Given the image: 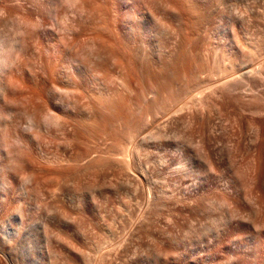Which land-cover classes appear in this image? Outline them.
Segmentation results:
<instances>
[{"label":"bare ground","instance_id":"bare-ground-1","mask_svg":"<svg viewBox=\"0 0 264 264\" xmlns=\"http://www.w3.org/2000/svg\"><path fill=\"white\" fill-rule=\"evenodd\" d=\"M101 1H103L102 3L104 4V8H105V11L104 12L102 11L105 14L104 16L102 12H99L100 9L97 8L95 0H0V19L10 20L12 23H14L16 28V30H14L15 35L13 37L12 36L11 38L0 37V132H1V128L5 127V125H7V122H9L8 119H11V117H13L17 113V110L12 108L13 104L11 103V100H9L11 98L8 97L10 94H12L13 92L12 88L14 87L15 88L16 87L20 88V86H25L26 88L29 87L38 97V104H36V106H34L31 109L30 108L22 109V111L20 112L27 120L25 130L28 131L29 130L33 131L38 127L39 128L45 127L44 129L47 128L50 129L52 125H56L55 127H57L58 124L61 125V126L59 125L58 127H62L65 130H68L67 129L68 126L72 128L73 125L70 126V124H72L71 123L72 121L75 122L76 120L75 117L77 114H83L87 117L90 115L92 116L94 114H101L103 112L105 113L111 111L112 105L110 106V104L106 102V100L109 99L112 100V98L118 95V93L113 91L106 85L107 79L103 78L102 80L98 79L97 81H93V79L91 78L92 80H90V78L87 76L89 73H85L84 71H82L83 69H81L83 68L81 66H83L84 62H82L81 66H78L79 64H76V66L75 65L74 66L70 65L69 67L67 66L68 68H66V70L69 73L78 74L80 83L74 80L75 79L74 77H73L74 79L68 78L69 82L66 85V87H61L59 85L58 80L55 77L58 74V72H56L58 70L57 69L58 66H55L53 72L51 71V73L48 72L49 70L47 71L45 69V65H44L45 58L50 53L55 52L57 54V57L60 59L62 57L67 58L68 57L67 55L70 52L69 46L74 45V43L77 42V38L80 37L81 35H84V33L87 30L92 31L93 40L96 41V39H98L102 44H106L114 47L113 51L115 49L116 53L115 52L114 53L117 55L114 56L113 54L112 55L110 54L111 57L114 56L112 59L115 60L116 58V60L125 62L133 74H134V70H136L135 62L138 61L139 59L142 60L143 58L144 61H146L147 63L149 61L151 62V60L152 62L155 61L154 59L156 58L159 52H155L156 49L154 50L153 48V40L155 34L157 33V30L159 29L157 28V26L160 24L157 23V19L155 17L156 14H152L153 12L142 10L136 7L135 0H118L120 5L116 9H111L110 7L111 5H109V3L112 4L113 0H101ZM169 1H171V3L173 2L175 5L178 6V7L175 6L176 7L175 8L172 5L175 9L181 8L183 10V12H181L182 13L181 16L180 15L179 16L181 17L180 19L181 22L182 23L184 22L183 23L184 26H187L186 23L188 21L191 24L192 23L195 24L194 25L195 31H193L194 29L192 30L193 26L191 25L192 28H190L191 26L189 25L190 27L189 26L188 27L192 31L189 29V31L187 30L188 33L190 31L192 33L196 32L195 34H197L200 38L208 39L209 34L211 33V31H213L212 26L215 17L217 16V6L220 2L224 0H169ZM248 3L250 4L249 0L247 4ZM252 3H254V1ZM198 4L199 5L205 4L208 5L209 7L205 9L199 8L197 9L198 10L197 11L194 8H196ZM169 6H171V4H169ZM236 6L237 5H235V9L238 8ZM239 6L240 8L242 7L241 4ZM174 8H172V11H174L173 10ZM233 8L234 7H232V9ZM238 10L240 11V9ZM238 10H234L236 11L237 17L239 13ZM229 12H231V9ZM113 13L116 15L118 14L117 15L118 17L116 18L115 15H112ZM167 13L166 15H168ZM242 13L243 12H241L240 14ZM58 14H61L62 18H64L63 20L64 22L63 24L62 23L60 24V27L58 26V22L56 20ZM199 16L201 17L200 21L198 20ZM49 20L56 22V24L54 22L53 23L56 25V27L58 26V28H56L55 25L52 24V26L49 25V27L51 28L48 29L46 22ZM158 22H161V20H159ZM187 31L186 33L185 32L184 33L188 34ZM28 40H32L33 41L32 44L35 45L36 42L42 41L43 43L42 49L38 51L40 46L37 45L39 46V48H35L34 45H30L27 42ZM64 44L65 46L68 44L67 46L69 47V50H67L69 51L68 53L66 50L62 49L61 45H63L64 47ZM213 45L211 43H206L205 52L207 53L206 54L207 57H209L208 60L212 58L213 66H215L217 69V72L215 74L213 73L214 74L213 76H216V78H213L210 84H208L209 82L206 84L204 81H200L198 79L197 81L194 82V84H192L193 85L192 90L191 91L188 90L190 93L188 94L186 93L187 96L186 99L188 100V101L186 100L187 101L186 105L184 103L185 101H183L182 106L180 102V105L178 107L179 109L182 107V109L179 110L177 109L178 107L174 108L173 106L175 102H176L175 106H177V101H175L173 104H171L173 108L169 107V109L170 111H172V113H176V111L178 110L180 112L184 109V105L186 107L189 105L188 103L192 105V108L193 106H195L196 110L197 107L198 109L199 108L203 109L204 107L207 106L208 99L210 98H216L222 101L223 103L236 106L237 110L239 111L240 118L244 120V122H246L247 124L250 123L249 133L242 140V148L245 151L254 150L256 152V156L253 160V165H251L252 167L248 168L245 171H242V173L240 174V176H238L236 181L229 180L221 184L219 183L215 184V190H216L215 192H217L215 193L216 195L205 194L203 190L204 187L202 188L201 185L197 182L192 183L190 186L181 188L183 184L182 177H184L185 175L180 170H174V171L172 170L173 172L167 175L164 173V175L160 177L159 180H155L153 179L154 177L152 178L151 176L150 166H146L145 164L142 163L141 161L143 160L142 157L140 159V155L142 156V154L139 155L140 153L139 151L144 150L145 153H147V157H151L149 151L150 143L149 141H147V139H151L152 134H150V132L151 131L153 132V130H156L157 132V129L161 126V124H157L159 127L155 125V129L151 128L152 129L151 131H149L150 129L149 128L147 130L149 132V133L147 132L148 133L147 136L145 130L144 131L145 133L143 134V136L145 135V137L142 136V138L140 137L134 139L132 142H130V144L126 145L125 147L126 149L123 148L125 151L124 150L122 151L119 146L110 148L108 151L112 156L110 158H105V161L107 162H105L104 160L100 162L101 158H99L100 160H94V159L87 160L85 167H82L77 173L72 174L70 176H73L75 180V177L81 174L79 179L78 178L77 179L81 182L79 183L84 186L83 188H86L89 191V194L91 191L90 188L92 187L93 189V185L97 186L101 181H103L104 183V187L103 185L102 187L105 188L107 182L105 178L109 177L110 175L111 177L115 176V180H116L117 174H114L111 170H113L114 167L120 168L121 165H122L121 166L122 169L121 168L120 169L117 168V169L119 171L125 170V167L123 169V166L124 163L126 162L128 170H125L126 174L125 173L124 174L126 175V177H128L130 174L131 176H129L128 179L124 177L123 180L128 182L124 181L125 182L124 183L122 181V183L121 182L120 183L122 185L124 183V187L126 183H129V185L131 186L129 188H131L132 190L130 197L131 199L132 197L134 198L133 199L134 203L128 202L129 205H123L121 211H123L125 214L123 213L120 216L115 214L111 209H106V210L104 209L106 212L104 214H107V217L111 220V222H113L112 224L113 226L99 224L100 221L99 219L102 215H100L99 207L94 205L95 203H97L95 202L97 201L98 198L97 196L96 199L93 198L95 199L94 201L95 203L93 204L91 202L89 203L80 200L81 197L80 199H75L74 198L75 195L73 193V198L75 199V202H73V204L71 205H69V203L68 205H63L65 206L63 209L59 207L60 205L58 206L56 204L50 203V207L52 209H55V211L52 212L53 214L57 211V213L61 218H63V220L67 219L70 220L71 222V224H67V225L65 224V226H63L62 228L54 227V226L53 228L57 230L56 232L58 233L55 234V236L58 235L56 238L59 237L58 239L62 241V246H64L66 251L68 252L69 260L72 261L74 264H264V120L261 122L256 120L257 118H264V67L263 68L255 67L251 62L252 60L261 57V55L264 53L260 52L261 48L258 49L257 44H255L254 41L252 40H249L248 43V47L252 49V52L244 60L243 59L240 60L238 58L240 54L239 50L231 46L230 44L227 47L226 46L222 47L217 43ZM72 50L73 49H71L70 53L73 52ZM159 50L161 52V49ZM28 54L30 56L33 55V57L35 58V63H31L28 66L24 65L25 68L22 66L20 67V64H18L19 58L21 56H25ZM103 57L101 59H103ZM205 57L204 59L206 60L207 57L206 58ZM104 60L107 61V59ZM104 60L103 62L102 60H100L102 62L101 64H105ZM69 61H71V59ZM68 62L67 64H69ZM103 66L104 65L100 66V68ZM92 67L90 69H92ZM213 68L214 67H212V71ZM216 69L214 70L216 71ZM22 70L27 72V74L29 75V78L26 81L19 74L20 71ZM37 71H39L40 73L39 75H41L39 78L36 77ZM91 71L92 70H90V73ZM93 71L95 72L94 69ZM106 72H108V70L107 71L105 70L103 77H106ZM125 72L123 71V73ZM199 75L201 76V74ZM217 76L219 77V79H217ZM204 77L207 76L204 75ZM82 83L86 85L85 88L87 87V90H85L86 94L84 93V91L81 94L80 87L83 85ZM126 83L127 82H125L122 85L126 86L127 85ZM15 88L14 91L17 90ZM132 88L128 87L129 90L128 89L127 90L128 91L132 90V92H134ZM55 90L63 91L64 95L66 94L67 97L65 96V100L63 99L64 101L63 100L62 102L60 101L59 105H57L58 103L57 104L53 103L55 105L52 104L51 105L55 107H52L50 105L52 108H49L47 107L49 103L48 104L46 103L49 102V100L52 97L50 98L47 96L51 94L50 92H53ZM75 94L79 95L78 98H76ZM73 97L76 98L77 101H73L75 100L73 99ZM47 98L50 99L48 100ZM116 98L118 97L116 96ZM182 98L180 100H185ZM52 101H50V103ZM80 101H85L86 103L84 104L83 102H81L80 104L79 103ZM252 101L255 103H249ZM112 107L115 108V106ZM188 107L187 108L190 109V106ZM136 109L138 110L139 108ZM140 109L139 112L142 114L143 112L142 110L144 109L142 110ZM162 111L164 112V114H166L165 108L164 110L162 109ZM155 113H157L156 115H158L161 112H155ZM172 113L170 112L168 115H175ZM40 114H43V116H41ZM166 118H167V114H166ZM165 121L168 124L169 120L168 121L165 120ZM166 123L164 124L166 125ZM165 125L164 127L161 126V129L159 130L165 131L164 129ZM148 126H150V124ZM158 134L159 133H157V135ZM155 137L153 138L155 139ZM158 137L159 136H157V139ZM160 138L161 136L159 137V139ZM4 143L5 142H3V140L0 138V171L15 170L16 163L19 162V160L21 159V155L10 152L8 148H6L5 146L6 143L5 144ZM17 143L23 145L24 142L22 140H17ZM236 150L237 149L232 148L228 152L229 156L231 157L232 153L233 154L236 153ZM201 151L205 152V149L201 148ZM206 151L207 152L205 154L203 152L202 153L207 159L206 161L208 167H210L209 169L212 168L215 169L221 166L223 157L221 159L219 154H215L210 150H206ZM124 152L125 154H123ZM39 158L45 159L48 163L56 162L54 160H51L49 157L42 156V154H39ZM25 159L26 158L24 157L23 160ZM23 160L22 162H24ZM72 160L79 161V157H76L74 155V158ZM28 161L27 159L25 160L26 165L27 163H29ZM151 162H153L154 165H158L159 167H161L162 170L166 169L164 162H161V160L154 159ZM127 172L128 173L132 172V173L128 175ZM119 174H121V171ZM122 175L120 176L118 175V176L123 178ZM130 177H132V179ZM242 179L243 180L248 179L250 181V185H249L250 188H248L249 190L248 189L242 190L237 185L236 182L241 181ZM29 180L25 179V181H29ZM110 180L111 179H109L110 182L109 185H112L113 187L114 183L112 184L111 182L113 181V179L111 181ZM98 181L100 182L98 183ZM119 181H121V178H119ZM119 181L117 182L119 183ZM75 182L76 180L74 181V183ZM117 182L115 185L118 187ZM79 183L78 182L75 183L76 187L78 188L73 189L74 187L72 186L73 187L72 189L78 190L79 187L82 188L81 185L78 186ZM10 186H13V184L11 185L10 183ZM116 186L114 187V189H117ZM156 186L158 187L156 188ZM97 187L96 189L100 190V186ZM109 187L110 186H108V188ZM169 187L175 188V194L170 193ZM96 189L94 188V193L91 194L95 195ZM82 191L83 190L79 189V192ZM101 192L103 193L104 191ZM107 196L109 197V194ZM183 200L189 201L191 207L195 210L206 212L212 209V211L216 213L215 218L223 222V228L221 229V231H219L216 234V236H214L215 239L209 241L208 246L206 247V249L203 250V254L195 253V252L173 253L172 251V246H173L172 244L173 242H175V240L174 237H172L171 235L172 232H170L167 228V224H166L168 222V221L166 222L167 212L174 204L179 202L181 203V201ZM125 201L127 202L126 198ZM99 205H101V202L99 203ZM37 206L38 205H36V207ZM107 206L105 205L106 208H108ZM176 206H178V204ZM52 209H50L49 211H53ZM155 209H158L159 212L158 216L161 223L163 224L161 225V229L159 230L158 238H154L155 237L154 233L155 231H157L155 229L154 224L156 218H158L155 217ZM13 211H15V208L13 209ZM22 214L23 213H21L20 208L16 207L14 224L9 223L6 226L0 225V264H55V261L57 263L59 260H62L60 261V264L61 262L66 263V261L68 262L66 264H69V261L63 257L64 254L62 255L56 252L57 249L55 251L53 249L52 251L49 248V244H50L49 242L45 244L43 247H41L38 245L34 236H31L33 238L31 239L30 242H28V244L24 243L23 240L20 239V237L24 233L23 231L24 226L22 225L23 224ZM259 221L262 222V225L261 223L260 225H258ZM42 230L43 232L45 231L44 229ZM206 230L208 229H205L204 231L206 232ZM47 232H49L48 229ZM99 234L103 235V237L99 236ZM139 234L141 235L144 234L146 237L145 240L146 243L143 245L139 241L141 240L138 237ZM46 235L48 236V234ZM50 236L52 239V235ZM185 236H187V234ZM42 237H45L44 239L48 238L46 236H42ZM85 251L87 253L91 251L92 252L91 254L93 256L91 254L90 255L92 257L88 256V254L85 255L86 254ZM86 256H88V258H86L85 260ZM62 257L63 259H65V262L63 261V259H61Z\"/></svg>","mask_w":264,"mask_h":264},{"label":"rangeland","instance_id":"rangeland-1","mask_svg":"<svg viewBox=\"0 0 264 264\" xmlns=\"http://www.w3.org/2000/svg\"><path fill=\"white\" fill-rule=\"evenodd\" d=\"M253 1L255 4L252 3ZM253 1L249 0L250 4L249 3L248 4L250 6L247 4L248 0H244V1L243 0H231V1L224 0L220 2L217 6V16L215 17V20L212 26L213 31H211V33L209 34L208 39H204V38H200L197 34H195L196 32L195 33L191 32L193 29H194L193 31H195V28H194L195 24L193 23L191 24L188 21L186 23L187 26H184L183 24L184 22L182 23L180 20L181 19L180 16L182 14L181 12H183V10L180 7H179L180 9L178 8L175 9L178 6L175 5L173 2L171 3V1L169 0H135L136 7L142 10L153 12L152 14H156L155 17L157 19V23L158 24L160 23L159 24L160 26L157 24L158 25L157 28L159 29L157 30V33L155 34V37L153 40V48L154 50L156 49L155 52H159L157 55L159 58L156 56V58L154 59L155 60L154 62H152L151 60V62L149 61L148 63L144 61L143 58L142 60L139 59L138 60L139 62L138 61L135 62L136 70H134V74L130 71V69L128 68L125 62L116 60V58L115 60L112 59L115 55H117L115 54L116 53L115 49L113 51L114 47L110 45L102 44L100 40L98 39H96V41L92 39L93 34L91 30H87L84 33V35H81L80 37L77 38V42H75L74 45L69 46L70 52H71V49H73L72 51L74 53L73 52L70 53L69 51H67L69 50V47H67L68 44L66 46L64 44V47L63 45H61L62 49L66 50L67 53L69 52L67 55L68 56L67 58L62 57L60 59L57 57V54L55 52H52L53 54L50 53L51 55L49 54L45 58V64H44L45 69L47 71L49 70L48 72L51 73V71L53 72L55 66H58L57 68L58 70L56 71L58 72V74L55 77L58 80L59 85L61 87H66V85L69 82L68 78H72V79L75 78L74 80L78 82L80 81V79L78 78V74L69 73L66 70V68H68L70 65L76 66V64H79L78 66H81L82 62H84V64L85 63L86 64L85 65L83 64V66H81L83 68L81 69H83L82 71H84L85 73H89L87 76L90 78V80L93 79V81H97L98 79H101V80L103 78L107 79L106 85L110 89L118 93V95H116L118 98H116L115 96L114 98H112V100L109 99L111 101L106 100V102H108L110 106L111 105L115 106V108L111 106L112 109L110 112H105V113L103 112L101 114H94L92 116L90 115L87 117L83 114H77L75 117L76 119L75 122L72 121L71 122L72 124H70V126L73 125L72 128L68 126L67 127L68 130H65L62 127H58L60 125L58 124L57 127H55L56 125H52L53 128L50 127V129L48 128L44 129L45 127H41V128L38 127L33 131H30V130L28 131V130H25L27 120L20 112L22 111V109H26V108L31 109L34 106H36V104H38V97L33 92V90L30 89L29 87L28 88H26L25 86H20V88L14 87L15 89H17L15 91H14V88H12L13 92L11 91L12 94H10L8 97L11 98L9 100H11V103L13 104L12 108L17 110V113L13 117H11V119H8L9 122H7V125L3 127L4 130L3 128H1L0 138L3 140V142L6 143V144L4 143L6 148H8V150L14 154H20L21 159L19 160V162L16 163L15 170L0 171V178H1L0 179V225L6 226L9 223L14 224V218H15L14 216L16 214V207L20 208L21 213H23L22 214L23 216L22 225L24 226L23 227L24 233L20 237V239H22L24 243L28 244V242H30L31 239L33 238L31 236H34L38 245L41 247H43L45 244L49 242L50 243L49 248L52 251L53 249L54 251L57 249L56 252L62 255L64 254L63 257L69 261V264H71L72 261L69 260L68 252L66 251L65 247L62 246V241L58 239L59 237L56 238L58 235L55 236V234H57L58 232H56L57 230L53 228V226L62 228L63 226H65V224L66 225L71 224V222L70 220H67V219H64L65 220L64 221L63 218L59 216L57 211L53 214L52 212H54L55 209H52L50 207V203L56 204L58 206L60 205L59 207L63 209L65 207L63 205H68V203L69 205H71L73 204V202H75V199H80V197H81L80 200L85 201V202H89V203L91 202L93 204L97 202L94 205L99 207L100 215H102L99 219L100 220L99 224H105L107 226L112 225L113 222H111V220L107 217V214H104L106 213L105 210L111 209L115 214L120 216L124 213L123 211H121L123 205H129V203H134L133 201L134 198L132 197L131 199L130 197L132 190L129 187L131 186L129 185V183H126L129 186L125 184V187H124V183L128 182V181L123 180L124 177H126L125 170H128L126 162L124 163V166H123V169L125 167V170H123L124 172L120 170L121 174H119L120 171L118 169L120 168L122 169L121 167L122 165L120 166V168L114 167L113 170H111L114 174H117L116 175V180L118 177L117 181H119V178H121V181H119V183L115 180V176H113L114 177L113 178L110 175L109 176L110 178L109 177L105 178L107 181L105 188H103L104 187L103 181L101 182L98 181V183L100 182L99 183L100 185L97 182L96 183L98 184L97 186H100V190L96 189L97 186L93 185V189L92 187L90 188L91 191L93 190L92 192L90 191V194L86 188H83L84 186L81 185L80 184L81 182L78 180L81 174L75 177V180H76L75 183L80 182L79 185L78 184L77 185L78 186L81 185L82 188L79 187V189L83 191L79 192V189L73 190L78 187H76L74 183L75 181L74 177L70 175L77 173L82 167H85L87 160L89 159L100 160L99 158H101L100 162H102V160L105 161V158H110L112 155L110 154L108 150L112 147L119 146L121 150L123 151L124 150L123 148H125L126 145L130 144V142H132L134 139H137L140 137L142 138L143 134L145 133L144 132L145 130H146V136H147V134L149 133L147 130L149 128H150L149 131H151L152 130L151 128L155 129V125L159 127L157 124H161V126L164 127L165 125L164 123H166L165 120L167 121L169 120L168 124L166 123L165 125V128H164L165 131L159 130L161 129V126L158 129L156 127L157 132L156 130H153V132L151 131L152 133L150 132V134H152L153 137L156 136L155 139L151 135L150 136L152 140L147 139V141H149L150 143L149 151H150V155L152 158L147 157V153H145L144 150L139 151L140 152L139 155L142 154V156L140 155V159L141 157L143 159L141 160L142 163L145 164L146 166H150L151 176L152 178L154 177L153 179L159 180V178L162 177L164 173L167 175L173 172L174 170H180L185 175L184 177H182L183 184L181 188L190 186L192 183L197 182L201 185L202 188L204 187L203 190L205 194L212 195V194L217 193L215 192L216 191L215 184L217 183L221 184L229 180L236 181L238 176H240V174L242 173V171H245L248 168L252 167L251 165H253V160L256 156V152L254 150L245 151L242 148V140L249 133L250 123L247 124L246 122H244V120L240 118L239 111L237 110L236 106L228 105L216 98L208 99L207 106L204 107L203 109L199 108L200 110L198 109V107L196 110L195 106H193L192 108V105L190 103H188L189 105L187 104L188 106H190V109H188L189 107L187 106L188 107L187 108L185 105H186V102L188 101L186 99L187 97L186 93L187 94L190 93L189 91L192 90V86H193L192 84H194L195 81L199 79L200 81H204L206 84L208 82H209L208 84H210L212 82V79L216 78V76H213V75L217 72V69L215 66H213L212 58L208 60L209 57H207L206 55L207 53L205 52L206 43H211L212 45L217 43L221 45L222 47H225V46L227 47L230 44L231 46L239 50L240 54L238 58L240 60L246 59V57L252 52V49L248 47L249 40L254 41V43L257 44L258 49L261 48L260 52L264 53V10H263L264 0H260L261 2L258 0H253ZM102 2L103 1L101 0H95L97 8L101 10V11L99 10V12L105 11L104 4ZM167 2H170V3H167ZM231 2H234V3H231ZM169 4H171V6L173 5L174 7L175 6L176 7L175 8L173 6L171 7L169 6ZM240 4L242 6L241 8L239 6ZM109 5H111L110 6L111 9H116L119 7L120 3L118 0H113L112 4L109 3ZM235 5H237L236 6L238 7L237 9H235ZM231 6L234 8L232 9ZM244 6L245 8L246 7L247 8L245 9ZM208 7L209 6L205 4H200V5L198 4L196 8L194 9L195 10L199 8L205 9ZM172 8H174L173 9L174 11H172ZM230 9H231V12H229ZM238 9H240V11ZM234 10L239 11V13L237 12L238 17H237L236 11ZM162 11L164 12V14ZM103 12L102 14L104 16L105 14ZM177 12H178V15H177ZM241 12L243 13L240 14ZM166 13L168 15H166ZM112 15H115L116 18L118 17L117 16L118 14L116 15L113 13ZM198 18H199L198 20L200 21L201 17L199 16ZM56 20L58 22L59 27H60V24L61 23L63 24L64 22L63 21L64 18H62L61 14H58ZM159 20H161V22H158ZM53 22L54 21H50V20L46 22L48 29L51 28L49 27V25L52 26V24L54 23L56 24V22L54 23ZM189 25L190 26L192 25L193 28L192 26L190 27ZM58 26L56 27L55 25L56 28H58ZM188 26L192 28V30ZM189 29L191 31L188 33ZM14 30H16L14 23H12L10 20L0 19V37L1 38H6V37L11 38V36L13 37L15 35ZM186 31L188 34H185ZM195 36L198 38H196ZM27 42L30 45H34L35 48H39L40 46L38 51L42 49V46H43L42 41L36 42V45L32 44L33 42L32 40H28ZM159 49H161V52ZM29 54L25 56H21L19 58L18 64H20V67L22 66L25 68L24 65L28 66L31 63H35V58L33 57V55L30 56ZM110 54L111 55L113 54L114 56L111 57ZM102 57L103 59H101ZM204 57L206 58V60L204 59ZM68 58L69 60L71 59V61H69ZM104 59H107V61ZM100 60H102V62L104 60L105 64H101L102 62ZM67 62L69 64H67ZM251 62L255 67L263 68L264 67V54H262L261 57H259L258 59L252 60ZM122 64L124 65V68ZM92 65L93 67L95 65V67L93 68ZM102 65L104 66L100 68V66ZM91 67L92 69H90ZM212 67H214L213 68L214 72L212 71ZM88 69L92 71L94 69L95 72L91 71L90 73V70ZM101 69H103L104 71ZM214 69H216V71ZM105 70L106 71L108 70V72H106L107 78L103 77ZM123 71L125 73H123ZM198 73L201 74V76ZM19 74L25 81L29 78V75L27 74V72L23 70L20 71ZM39 74H40L39 71H37V74H36L37 78L41 76ZM204 75L207 77H204ZM217 79H219L218 76H217ZM125 82H127L126 83L127 85L126 86L122 85ZM82 86L80 87L81 94L83 91L86 94L85 90H87V87L85 88L86 85L84 84ZM127 86L130 88L133 87L132 89L134 92H132V90L128 91L129 89ZM125 92H126V95H125ZM50 93H49L50 95L47 97H50V98L52 97V98L51 99L49 98L50 100L47 98L49 102H47L48 100L46 99L47 100L46 104L49 103L47 106L49 108L55 107V106H52V105H55L53 103H56V104L58 103L57 105H59L60 101L62 102L63 99L65 100L66 94L64 95V92L61 90H55ZM78 94H75L76 98H78L79 96ZM74 97L73 99L75 100H73L72 98L71 99L73 101H77V99ZM181 98L185 100H180ZM50 101L52 102L50 103ZM175 101H177V106H175L176 104ZM183 101H185L184 102L185 105H184V109L180 111L181 112L180 113L179 110L182 109L181 106L183 105ZM81 102H83L84 104L86 103L85 101H80L79 103L81 104ZM174 102L175 104H173ZM180 102H181V106H180L181 108L179 109L178 106L180 105ZM39 103H40V100H39ZM249 103H255V102L252 101ZM171 104H173L174 108L178 107L177 109L179 110L176 111V113H172V111H170L169 107L173 108ZM135 107L139 109L141 108L140 110L144 109L145 111L142 110L143 112L141 111L142 112L141 114L139 112V109L137 110ZM164 108H165V113L167 114V118H166V114H164V112L162 111V109L164 110ZM168 111L169 113L171 112L172 114H175V115H168L169 114ZM155 112H161V113L156 115L157 113ZM162 113L164 114V116ZM40 115L43 116V114H40ZM256 120L261 122L264 120V118H257ZM149 124L150 126H148ZM151 125H153L154 127ZM157 133L159 134L157 135ZM157 136L159 137L161 136V138L159 139L158 137L157 139ZM143 137H145V135ZM17 140H22L24 142L23 145L18 144ZM221 147L223 148V150ZM201 148L205 149V152L201 151ZM232 148H235L237 150H236V153L234 154L232 153L230 157L228 152ZM206 150H210L215 154H219L221 159L223 157L221 166L215 169L212 168L213 170L209 169L210 167H208V164L206 161L207 159L204 156V154L207 152ZM39 154H42V156L49 157L51 160H54L56 162L48 163L45 159L43 158L40 159ZM123 154H125V152ZM74 155L76 157H79V161L72 160L74 158ZM24 157L27 159V161L29 160L28 161L29 163L26 162L27 165L25 164L26 159L23 160ZM154 159L161 160V162H164L166 169L162 170V168L159 167L158 165H154L153 162H151ZM22 160L24 162H22ZM130 173L127 172L128 175ZM118 175L119 176L122 175L123 178L119 177ZM129 176H131V174ZM129 176L126 178L128 179ZM5 177L7 178L9 177V178L7 179ZM65 178H68V179H65ZM130 178L132 179V177ZM25 179L26 180L30 179V180L25 181ZM109 179L111 180L113 179V181L110 180L112 184L114 183L113 187L112 185H109L110 184ZM122 181L123 182L125 181L123 185L121 184ZM116 182L118 183L117 184L118 187L115 185ZM10 183L11 185L13 184V186H10ZM236 183L242 190H246L250 188L249 186L250 181L248 179H244V180L242 179L241 181H237ZM114 185L116 186L117 189H114L115 187ZM108 186L110 187L108 188ZM157 187L158 186H156V188ZM94 188L96 189L95 191L97 195L91 194V193H94ZM101 191H104V192L102 193ZM125 191L126 193L128 191L130 195L128 193L126 194ZM169 191L171 194H175L174 187H169ZM73 193L75 195L74 196L75 199L73 198ZM82 194H83V197H82ZM108 194H109V197L107 196ZM78 195H79V198H78ZM93 198L95 199L97 198V201H95V199ZM125 198L127 202L125 201ZM185 201L187 200H183L181 201V203L179 202V203L174 204L167 212V219H166V222L168 221L166 223L167 228L170 232H172L171 235L172 237H174V240H175V242H173L172 244L173 245L172 251L173 253L175 252L176 253L195 252V253L203 254V250L206 249V247L209 244V241L215 239L214 236H216V234L219 231H221V229L223 228V222L215 218L216 213L212 211V209L206 212L195 210L191 207L189 201H187L188 203ZM98 202L99 203L101 202V205H99ZM9 203L10 204L12 203L13 205L12 204L10 205ZM177 204L178 206H176ZM36 205L38 206L36 207ZM105 205L106 206L108 205L107 206L108 208H106ZM49 207L53 211H49L50 210ZM14 208H15V211H13ZM103 214H104V217H103ZM158 214H159L158 209H155V217H158V218H156L155 224H154L155 229L157 230L154 233V236H155L154 238L159 237V230L161 229V225H163L159 219ZM66 220L69 222H67ZM212 220L216 221L219 224H217L216 222ZM258 223H259L258 225H260V223L262 225L261 221H259ZM43 225H45L46 227ZM212 227L214 228V230ZM46 228L48 229L49 232H47ZM184 228L186 231L184 230ZM42 229H44L45 231L43 232ZM203 229L204 230L208 229L206 230L207 233ZM185 233L187 234V236H185L186 235ZM46 234H48V236ZM50 235H52V239ZM42 236H46L48 238L44 239L45 237H42ZM99 236L103 237V235L101 234H99ZM138 237L139 239H141L139 241L141 242L142 245L146 243L145 241L146 237L144 234L142 235L139 234ZM49 238L51 242L49 241ZM44 240H46L47 242ZM59 248L61 251L59 250ZM89 252L88 253L86 252L85 255L88 254V256H91L92 252L91 251ZM88 256L85 257V260L86 258H88ZM63 257L61 259H63ZM60 261L62 260H59L57 263L55 261V264H58V263L60 264ZM63 261L65 262V259H63ZM62 263L63 262H61V264ZM66 263L68 262L66 261ZM66 263H63V264H66ZM72 264L74 263L72 262Z\"/></svg>","mask_w":264,"mask_h":264}]
</instances>
